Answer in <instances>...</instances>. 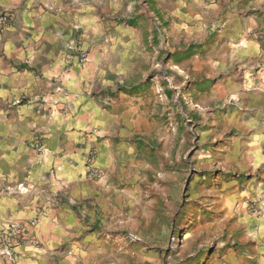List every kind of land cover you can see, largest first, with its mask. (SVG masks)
<instances>
[{
  "label": "crops",
  "instance_id": "crops-1",
  "mask_svg": "<svg viewBox=\"0 0 264 264\" xmlns=\"http://www.w3.org/2000/svg\"><path fill=\"white\" fill-rule=\"evenodd\" d=\"M198 3L207 10L195 17L211 27L194 41L210 55L178 63L177 80L191 76L202 87L192 99L195 112L223 121L213 125L217 135L247 137L244 146L234 140L226 161L245 178V196L258 210L244 226L242 250L223 258L264 264V0ZM102 7L100 0H0V13L9 14L0 31V225L26 228L16 259L0 254V264H89L99 231L112 229L100 226V215L113 220L125 199L130 204L121 185L139 167L132 153L142 101L108 94L123 70L92 43L105 28ZM76 26L85 31L84 62L67 48ZM179 103L183 112L186 97ZM92 151L100 180L88 175Z\"/></svg>",
  "mask_w": 264,
  "mask_h": 264
},
{
  "label": "rangeland",
  "instance_id": "rangeland-1",
  "mask_svg": "<svg viewBox=\"0 0 264 264\" xmlns=\"http://www.w3.org/2000/svg\"><path fill=\"white\" fill-rule=\"evenodd\" d=\"M100 3L105 28L92 43L123 70L108 94L137 97L144 120L132 153L139 167L130 185H121L130 204L125 199L113 220L100 215V226L112 229L99 231L98 255L89 264H227L223 256L242 250L244 226L255 218L258 208L252 204L258 201L246 198L248 183L226 161L234 140L242 139L244 146L246 135H217L220 127L213 125L223 121L195 112L192 99L202 87H194L191 76L184 84L177 80L183 78L178 63L187 64L195 53L210 55L194 41L210 30V22L195 17L207 9L198 0ZM186 15L195 18L188 21ZM73 34L67 48L80 60L85 31L76 26Z\"/></svg>",
  "mask_w": 264,
  "mask_h": 264
},
{
  "label": "built area",
  "instance_id": "built-area-1",
  "mask_svg": "<svg viewBox=\"0 0 264 264\" xmlns=\"http://www.w3.org/2000/svg\"><path fill=\"white\" fill-rule=\"evenodd\" d=\"M9 14L7 11H2L0 13V31L5 27L8 23ZM80 60H85L87 58V51L82 50L80 53ZM36 147L41 149L40 143H36ZM96 157V152H90L88 156V175L90 178L95 180H100L104 172L101 168L93 165L94 159ZM252 207L256 211L258 205L256 203L252 204ZM34 221H31L33 223ZM26 228L23 224L17 222H5L0 225V254L9 260H15L18 252L17 247L22 243L25 238ZM130 237H133L131 235Z\"/></svg>",
  "mask_w": 264,
  "mask_h": 264
}]
</instances>
